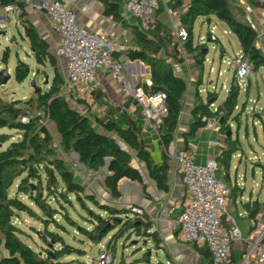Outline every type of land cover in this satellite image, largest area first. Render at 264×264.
<instances>
[{"label": "trees", "instance_id": "1", "mask_svg": "<svg viewBox=\"0 0 264 264\" xmlns=\"http://www.w3.org/2000/svg\"><path fill=\"white\" fill-rule=\"evenodd\" d=\"M97 1L104 7L106 17L112 18L116 23L126 24L121 15V0ZM249 1L251 5H255L253 0ZM10 5H17L21 9L19 19L33 56L40 67H51L54 78L45 90L36 86L33 98L27 102H5L0 96V131H16L21 137L0 150V264H65L63 258L66 256L84 255L81 249L68 244L62 236L63 232L69 233L67 225L76 228L93 246L109 239L105 250L113 257L117 253L118 242L130 233L135 257L132 264H176L161 233L146 214L140 216L134 213L135 207L126 209L101 203L95 195L87 193L86 188L77 182L68 163L60 158L49 130L42 124L43 119H48L57 125L63 151L76 154L87 174L106 171L103 187L112 199L119 200L122 197L119 184L124 179L143 184L140 171L133 166L135 156L144 163L158 188L167 191L170 170L167 150L177 132L183 99L188 91V83L176 75L170 62L171 58L178 63L184 62L173 35L158 21L150 31L144 30L139 22L138 25L131 26V42L125 52L129 61L142 62L150 69L152 86L144 84L142 87L145 93L166 95L168 113L159 126L161 142L166 152L163 163L156 165L141 139V129L128 114H123L124 126H121L114 119L116 110L102 100L101 105L108 107L109 120H93L70 106L64 96L66 81L59 71L58 59L30 22L26 3L20 0H0V10ZM160 7L159 5L158 10ZM168 7L173 13L178 12L181 27L188 31L184 48L195 61L201 78L209 51L203 44H194V28L200 18L208 26L213 19L225 24L238 38L242 54L254 65V71L264 68V55L257 45L260 34L251 27L247 10L237 0H168ZM163 31H166L164 36L160 35ZM208 37L211 41L210 32ZM213 42L219 43L218 40ZM169 47L172 48V53L169 52ZM120 55L117 54L116 58ZM9 56L10 50L7 49L2 59L5 64L8 63ZM30 75V65L19 60L15 68L16 82L22 84ZM215 94L208 93L206 99H203L197 93L196 106L192 111L193 124L184 138L186 142L194 138L209 120L222 122L219 133L225 137L227 149L217 161L228 171L232 156L238 150V140H233L228 133L231 132L230 122L241 118V114L237 113L241 88L236 85L234 78L226 99L218 105L216 111L212 109V105L217 103ZM213 99L214 102L210 104ZM82 102L79 100L77 103ZM24 118L28 122L23 123ZM10 139L8 134H2L1 148ZM22 196L26 197L29 204ZM53 203L56 207L52 206ZM76 205L88 215L84 221L89 227L79 226L73 220L69 209L75 212ZM243 207L249 214L248 219L253 220L264 203L257 200L245 203ZM21 214L36 219L43 225V231L35 233L48 247L45 253L35 251L22 241L23 231L15 224ZM58 217L66 226L57 221ZM52 226L55 230H52ZM79 241L82 243L84 240ZM144 248L146 249L143 251ZM193 248L202 257L211 259L207 248L197 245H193ZM139 254L141 255L137 256ZM161 255H164L165 260L161 259ZM120 264H126V261L123 260Z\"/></svg>", "mask_w": 264, "mask_h": 264}, {"label": "crops", "instance_id": "2", "mask_svg": "<svg viewBox=\"0 0 264 264\" xmlns=\"http://www.w3.org/2000/svg\"><path fill=\"white\" fill-rule=\"evenodd\" d=\"M20 1L25 2L26 5H28L29 3H34L39 0ZM60 1L66 2L75 10L79 26L91 32H106L113 34L122 41L128 40L129 43L123 47L120 53H118V55H121L117 59L123 63L129 81L133 86L137 87L143 86L147 81L151 82V72L149 67L139 61L131 62L125 55V52L128 50L131 42V26L138 25L139 21L131 18L125 19L123 17L124 22L126 23L125 25L116 23L112 18L106 17L104 15V7L97 0ZM253 1L255 2V5H251L249 0H245L247 4L246 10L248 12V16H250L249 14H252L254 21L261 28H264V0ZM160 6V10L157 12L158 22L166 27L171 35H173L174 42L179 46V55L184 60L183 63H178L176 60L171 58L170 62L173 64L176 75L183 78L188 83V91L183 99V109L179 126L174 140L167 150V155L169 156L167 161L170 167L167 182L168 190L163 191L158 188L156 182L150 178L144 163H142V161H140L136 156L133 159V166L140 171L143 177V184L131 182L127 179L122 180L119 184V190L122 194V197L119 200L112 199L109 193L103 187V181L106 175L105 170L101 173L87 174L86 171L78 165L74 154H71L75 160V167L78 171H80V174L79 172H76V169H73V171L77 182L86 188L88 194L95 195L101 203L114 205L119 208L129 209L131 207H135L144 210L145 214L154 223L155 228L161 233L164 243L169 248L176 264H212V259H206L202 257L196 249L191 247V245L183 243L180 239L177 221L189 200V194L178 171L177 156L180 153L194 154L195 164L204 165L207 160L211 158H217L219 153L218 149L212 145L213 142H220L223 145V151L227 149V146L223 144V141L221 140V134L219 132L207 131L204 128L199 130L194 138L189 139L188 142L185 141L184 136L190 131V128L193 124L192 111L196 106L197 93H199L203 99H206L207 95L203 97L201 94L200 87L202 86L203 76L201 78L200 71L197 69L195 61L185 50V43L181 44L177 41L176 31L179 27H181L178 12H174L173 14L169 13L170 9L168 7V0H162ZM28 13L30 22L32 25H34L41 38L49 44L51 51L55 54L56 48L60 45V37L54 32L50 20L42 14L34 13L29 10ZM123 14L124 12L122 6L121 15L123 16ZM214 20L215 19H213V21ZM165 33L166 31H163L160 35L164 36ZM216 40L219 41L218 38ZM217 44L220 46V48H222V51H225L220 41ZM171 50L172 48L169 47L170 53H172ZM225 55V53H220V58L223 59ZM57 59L59 71L66 80V60L64 58ZM207 61L208 56L206 63ZM212 71L213 66L211 67V72ZM220 75L221 73H219V76ZM96 78V91L92 95H88L87 97L83 98L81 100L83 101L82 103H71V100L66 97L67 101L70 103V106L80 113L90 116L93 120H109L110 118L107 116L108 107L101 105L102 100L108 106L116 110L114 119L121 126H124L123 114H128V116H130L141 129V139L143 140L146 149H148L150 152L153 162L156 165H161L163 163L166 151L161 142L159 133L161 121L160 118L155 114L146 115L143 107L137 104L133 97H124L121 86L110 72L99 71L97 72ZM216 92L217 88H215L214 93ZM215 98H217V103L212 105L213 110H215L218 105H220L226 99L225 98L219 104L218 94H215L214 99ZM214 99L211 100L210 104L214 102ZM245 103L247 102L245 101ZM244 104L241 106L239 103L237 113L241 114V111H244L242 115L246 113V110H244L246 109V107L244 108ZM260 110L262 111L261 116H258V121L256 124H259V120L261 122L264 121V102L260 106ZM240 159H242V156H240ZM217 163L219 167V178L221 176V171L224 169L226 172V178L230 184V187H228L230 190V198L227 208L228 213L230 216H232L237 224L238 220L235 216H233V214L236 213L241 221H243L241 226L238 224L243 240L236 242L232 248L233 264H241L244 260L245 249L247 246L245 242L251 237L252 225V220L248 219L249 214L244 209L243 204L254 203L257 200L260 203H264V201H260L259 198L255 201H252V197H250L248 201L243 202L245 191L243 188L239 187L237 181L233 185L230 176L231 165L227 171L223 166L221 167V163L218 161ZM233 189L236 191L233 192ZM239 207L242 208V212L240 211ZM263 211L264 207L261 209V212ZM224 225L226 228H230L226 222H224ZM248 264L259 263L253 257Z\"/></svg>", "mask_w": 264, "mask_h": 264}, {"label": "built area", "instance_id": "3", "mask_svg": "<svg viewBox=\"0 0 264 264\" xmlns=\"http://www.w3.org/2000/svg\"><path fill=\"white\" fill-rule=\"evenodd\" d=\"M161 1L121 0L123 17L139 21L146 31L153 30L158 21L157 12ZM27 7L29 11L46 16L54 32L60 37L55 56L66 60L67 79L64 94L71 102L77 103L96 91L97 72H110L121 86L123 96L133 97L136 103L143 107L146 115L155 114L160 118L161 124L162 118L168 113L166 95H147L142 86H133L123 63L116 58L129 43L128 40L122 41L113 34L91 32L79 26L75 10L64 1L39 0L29 3ZM21 13L17 5L2 8L0 24L6 25L11 14ZM169 13L173 14L171 10ZM249 22L256 30L250 17ZM176 38L181 44L186 43L188 31L179 27ZM211 39L215 41L217 38L211 36ZM234 66L236 85L240 86V81L254 73V65L243 54L234 60ZM146 85L151 87L152 83L147 81ZM22 122L26 123L28 119L24 118ZM219 128V120H209L204 129L219 132ZM212 145L218 149V158L224 152L223 145L220 142H213ZM217 158L207 160L204 165H197L194 162V154L180 153L177 156L178 171L189 194V200L177 222L183 243L207 248L212 264H233V245L243 239L238 224L227 210L230 190L218 176ZM133 212L140 216L145 214L140 208H133ZM224 222L230 228H226ZM251 224V237L245 242L247 246L241 264H248L253 257L259 264H264V211H260ZM113 262V255L104 250L100 252L94 264Z\"/></svg>", "mask_w": 264, "mask_h": 264}, {"label": "rangeland", "instance_id": "4", "mask_svg": "<svg viewBox=\"0 0 264 264\" xmlns=\"http://www.w3.org/2000/svg\"><path fill=\"white\" fill-rule=\"evenodd\" d=\"M237 1L246 9L247 4L245 0ZM236 15L238 16L237 12ZM249 15L252 23L256 27V31L260 34V40L257 45L264 55V28H261L254 21L252 14ZM203 22L204 19L200 18L197 20L194 28L195 46L203 44V46L209 50L208 61L204 67L203 82L200 91L202 96L205 97L207 93H214L215 88H217L216 94H218V103L220 104L226 98L235 76L234 60L242 55V51L238 38L231 33L230 29L225 24L216 19L211 26L203 24ZM21 24L19 15L16 14L10 15L6 25L0 24V72L7 70L11 75V80L7 85H0V96L5 102L16 100L27 102L33 98L36 92V86L45 90L50 86L54 78V72L49 65L47 67H40L37 64ZM208 32L211 33L212 37H217L219 39L225 51H222V48H220L217 43L213 42V40H211V42L210 39H208L210 38L208 37ZM7 49L10 50V56L8 63L5 64L2 59ZM220 53L226 54L223 59L220 58ZM19 60H23L29 64L31 69L30 77L22 84L17 83L15 80V68ZM212 66L213 71L211 72ZM219 73H221L220 76ZM239 83L241 88L239 103L242 106L246 101L247 103L245 104L247 105L246 109H244L246 113L242 115L244 111H241L240 121L230 122L231 137L233 140H238V150L233 154L231 159L230 176L233 185L237 181L239 187L244 189L245 194L243 202L248 201L250 197H252V201L258 198L260 201H264V121L261 122L259 120V124H256L258 121L257 118L261 116L262 112L260 106L264 102V68L257 72L254 71L251 76ZM42 124L49 130L53 139V144L55 148H57L60 158L64 159L72 170H75V160L70 153H65L63 151L62 137L58 132L57 125L48 119H43ZM2 134H8L11 139L5 143L2 148L0 145V150L7 148L11 142L21 139L16 131L5 129L0 131V137ZM221 140L223 144H225V137L222 135ZM240 156H242V159H240ZM76 172L80 174V171L77 169ZM220 178L227 187H230L224 169L221 171ZM15 189L16 187L13 189L12 194H14ZM22 198L29 204L25 196H22ZM31 206L37 211L34 205ZM52 206L56 207L54 203ZM75 207V212L69 209L73 220H75L79 226L89 227L84 221L88 216L86 212L81 210L79 205ZM239 208L242 212V208ZM39 215H42V213L39 212ZM233 216L236 217L238 224L241 226L243 221H241L236 213L233 214ZM57 221L64 224L60 217L57 218ZM15 224L23 231L21 239L24 243L39 253H45L48 247L45 246L35 233L36 231H43L44 228L38 220L30 219L28 216L21 214L15 220ZM64 226L66 225L64 224ZM66 228L69 233H62L66 242L81 249L85 254L66 256L63 258L65 264H94V262L98 260L100 252L107 248L109 239L104 240L98 246H93L78 233L76 228L68 225ZM52 230H55L53 226ZM79 240L84 241L81 243ZM191 247H193V245H191ZM56 248L59 247L56 246ZM166 248L170 252L167 246ZM145 249L146 248H144L143 251ZM133 254V237L129 233L124 239L118 242L117 253L114 254L113 264H120L123 260L126 261V264H132L135 258ZM140 255L141 254L137 256ZM161 259L165 260L164 255H161Z\"/></svg>", "mask_w": 264, "mask_h": 264}, {"label": "water", "instance_id": "5", "mask_svg": "<svg viewBox=\"0 0 264 264\" xmlns=\"http://www.w3.org/2000/svg\"><path fill=\"white\" fill-rule=\"evenodd\" d=\"M0 80L2 81L3 85H7L8 82L11 80V75L9 74L7 70H3L0 72ZM220 124H222V122H220ZM230 135H231V132L228 133L229 137ZM74 156L76 157L78 165L86 171V169L79 163L78 156L76 154H74Z\"/></svg>", "mask_w": 264, "mask_h": 264}]
</instances>
